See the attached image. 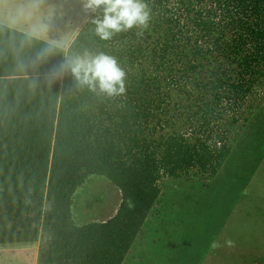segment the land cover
<instances>
[{
	"label": "trees",
	"instance_id": "obj_1",
	"mask_svg": "<svg viewBox=\"0 0 264 264\" xmlns=\"http://www.w3.org/2000/svg\"><path fill=\"white\" fill-rule=\"evenodd\" d=\"M144 2L146 28L104 40L91 14L67 47L0 21V245L39 241L38 264H123L165 180L214 179L260 107L264 0ZM86 51L117 60L122 94L51 75ZM92 175L121 202L79 225L74 195Z\"/></svg>",
	"mask_w": 264,
	"mask_h": 264
},
{
	"label": "rangeland",
	"instance_id": "obj_2",
	"mask_svg": "<svg viewBox=\"0 0 264 264\" xmlns=\"http://www.w3.org/2000/svg\"><path fill=\"white\" fill-rule=\"evenodd\" d=\"M27 0L0 7V21L67 47L90 13L82 0H44L30 19L16 11ZM259 108L233 131L231 155L211 180L166 179L163 192L123 264H264V96ZM178 122L174 128H183ZM76 224L113 216L121 190L105 176L92 175L76 190ZM0 245V264H38L36 244Z\"/></svg>",
	"mask_w": 264,
	"mask_h": 264
},
{
	"label": "clouds",
	"instance_id": "obj_3",
	"mask_svg": "<svg viewBox=\"0 0 264 264\" xmlns=\"http://www.w3.org/2000/svg\"><path fill=\"white\" fill-rule=\"evenodd\" d=\"M43 2L44 0H27V4L16 11V15L30 19L40 10ZM5 5H9L11 12L10 0H0V7ZM82 6L86 13L93 15L95 32L104 40L133 27L146 28L151 19V9L144 0H82ZM44 27L33 24L26 35L31 37L38 34ZM51 54V46L40 49L32 61L33 65L38 66ZM67 72H71L79 86H87L92 91L98 88L109 96L125 91L124 70L114 57L104 53L92 55L86 51L82 55L65 58L59 69L51 75L59 78Z\"/></svg>",
	"mask_w": 264,
	"mask_h": 264
},
{
	"label": "bare ground",
	"instance_id": "obj_4",
	"mask_svg": "<svg viewBox=\"0 0 264 264\" xmlns=\"http://www.w3.org/2000/svg\"><path fill=\"white\" fill-rule=\"evenodd\" d=\"M139 238V237H138ZM137 240V239H136ZM136 242V241H135ZM33 244H36V246L38 247V252H39V241H37V242H33V243H29V245H33ZM136 243H134V245H135ZM8 246H13V245H16V244H7ZM133 245V246H134ZM37 256H38V253H37ZM129 256V255H128ZM128 256H127V258H128ZM127 258H126V260H125V262L127 261ZM124 262V263H125Z\"/></svg>",
	"mask_w": 264,
	"mask_h": 264
},
{
	"label": "crops",
	"instance_id": "obj_5",
	"mask_svg": "<svg viewBox=\"0 0 264 264\" xmlns=\"http://www.w3.org/2000/svg\"><path fill=\"white\" fill-rule=\"evenodd\" d=\"M148 220V219H147Z\"/></svg>",
	"mask_w": 264,
	"mask_h": 264
}]
</instances>
